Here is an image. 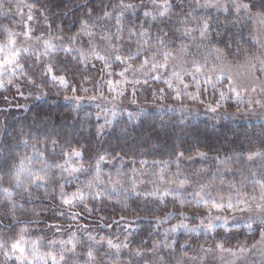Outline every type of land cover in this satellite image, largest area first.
I'll use <instances>...</instances> for the list:
<instances>
[{
  "label": "snow or ice",
  "instance_id": "obj_1",
  "mask_svg": "<svg viewBox=\"0 0 264 264\" xmlns=\"http://www.w3.org/2000/svg\"><path fill=\"white\" fill-rule=\"evenodd\" d=\"M6 2L11 5V0H0V16L18 15L22 30L0 25L3 37L0 39V91L14 88L17 95L35 103L46 101L51 90L56 89L57 96L65 93L64 100L74 102L79 108L85 97L77 93H87V84L91 83L98 95L87 99H101L112 104L110 110H104V124L96 128L97 137L114 124L118 111H124L116 101L127 98L130 88L134 97L131 103L138 104L135 97L147 89L150 81L162 86L150 89L151 101L146 100L138 112H127L129 123L139 121L149 103L160 113L165 110L179 112L183 117L192 112L190 101L202 105L206 113L224 118L230 115L226 110L231 107L230 102L236 103L237 112L245 103L248 105L246 112L253 104L262 103L251 97L245 101L248 90L236 84L225 71V64L229 56L241 54L242 45L234 40L231 28L251 21L264 29V0H188L186 10L180 8L175 13L172 0H151L152 7L143 12L148 21L141 19L138 24L134 19L128 20L125 14L131 12L135 17L142 3L100 0L96 4L80 0L82 10L67 30L56 19L70 13L67 4L61 10L55 0L33 3L15 0L14 5L5 8ZM198 9L222 10L232 18L221 21L212 14H198ZM34 21L42 26L38 35ZM222 26L228 33L223 47L220 45L225 33L219 30ZM253 40L257 51L244 50V55L253 71L259 65V72L264 73V42L256 37ZM233 43L235 52L231 51ZM59 52L70 59L60 60ZM29 53L34 58L25 60ZM93 61L102 65L97 79L80 67ZM77 76L79 83L75 82ZM105 85L110 99L104 94ZM25 88L28 89L27 97L24 96ZM251 90L254 92L255 88ZM166 99L179 101V104L165 103ZM4 100L10 103L7 96ZM17 106L28 108V104ZM96 115L98 119L101 117V113ZM33 128L37 131H32ZM120 131L127 132V129ZM4 137L0 143V215L11 216L19 224L26 222L20 220L18 213L40 217L42 211L48 210L46 207L27 208L20 202L25 197L29 201L40 199L34 195V190L39 189H44L43 198L53 201L55 215L63 217L67 212L73 224H79L80 212L76 209L80 205L89 214L95 210L89 206V197L101 201L111 199L114 193L121 211L134 213L131 218L121 215L118 222L114 221L124 225L121 229L126 233L123 240L103 235L97 239L94 232L86 229L78 235L71 230V225L67 239L34 237L27 226L0 234V256L4 264L12 260L15 264H81L77 247L85 240L89 243L83 264H102L97 253L114 257L108 264H122V250L129 252L126 264H133L132 258H136L135 264H216L217 260L221 264H242V261L264 264V133L255 139L237 140L224 153L217 149L210 155L192 146L182 151L173 150L168 159H153L152 168L145 158L139 159L137 166L134 152L129 155L107 148L94 152L90 159L94 158L95 163L86 166L82 149L70 142L65 148L58 126L50 123L49 112L39 107L27 130L22 126L19 134L11 135L5 130ZM142 139L150 141L151 137ZM149 147L155 145L149 144ZM126 161L132 166L127 167ZM173 164L175 171L171 170ZM185 164L187 168L183 167ZM107 166L110 167L105 171ZM85 173L90 178L81 182L80 175ZM74 181L75 190L66 191V184ZM132 197L143 198L145 203L134 208L129 202ZM57 198L58 204L54 202ZM160 211L162 215L157 214ZM142 212L147 213L144 219L153 222V230L164 224L169 226L163 228V239L153 240L150 246L141 241L133 248L129 229L142 218ZM103 219L100 217L101 221ZM241 224L252 233L251 243L239 240L238 234L230 231ZM48 228H54L55 234L64 231L59 224H50ZM179 230L211 236L205 243L191 246L187 239L182 243L178 241L176 233ZM234 239L236 243L233 244ZM105 245L107 251L101 252ZM45 248L47 250H43ZM255 256L259 261L248 259Z\"/></svg>",
  "mask_w": 264,
  "mask_h": 264
},
{
  "label": "trees",
  "instance_id": "obj_2",
  "mask_svg": "<svg viewBox=\"0 0 264 264\" xmlns=\"http://www.w3.org/2000/svg\"><path fill=\"white\" fill-rule=\"evenodd\" d=\"M28 3H33L35 0H26ZM59 3V8L63 10L65 4L71 9L70 13L67 16L56 17L58 23L67 27L71 23H75V17L82 10V3L80 0H55ZM100 0H90V3L99 4ZM105 3L108 0H104ZM137 4H143L142 7H138L135 12V17L132 13H126V18L128 20H135L138 24L141 19L148 21L149 18L143 17V12L146 8L150 9L148 5L149 0H133ZM188 0H172V3L175 5L173 12H177L180 8H185ZM15 4V0H11V5ZM9 3H5V8L11 6ZM39 7V5H38ZM56 11V8L52 9ZM25 14H27V9H24ZM197 13L200 15L212 14L223 21L226 17L231 19L228 13H214L211 10L198 9ZM39 16V13H36ZM26 16V15H25ZM166 19V18H165ZM20 17L18 15H13L11 17L0 16V25L12 27L15 31H21V25L18 23ZM36 25H40L39 21H34ZM247 23L236 25L230 29L231 34H234V40H239L241 47V54L239 56H230L234 59H239L244 56V50H247L251 41L246 32ZM41 26V25H40ZM245 26V27H243ZM115 29H113L114 31ZM224 33L225 28L222 26L219 29ZM37 32V29H36ZM153 32H155V27H153ZM126 35V33H125ZM228 33L225 32V35L221 38V47H223V41L227 40ZM0 39H3L0 36ZM85 41L87 38H84ZM135 45H133V50ZM236 45L233 43L231 49L232 52H235ZM60 60L70 59L65 53H57ZM31 53L26 54L24 59H32ZM23 62V61H22ZM95 64V67H93ZM102 65L98 62L93 61L88 66H80L82 71L89 73L93 79L99 78V70ZM79 76L75 77V82L79 83ZM150 85L147 86V89L141 90L136 99L138 101L147 100L151 101V91L150 89L154 87H159L160 83L149 82ZM162 86V85H161ZM88 88L94 90L91 83L87 84ZM47 90V89H46ZM83 92L77 93L80 95ZM131 89H128L127 98H122L124 101H128L131 97ZM65 93L61 92L59 96L56 94V89H52L49 97L46 101H40L35 103H29L24 97H21L16 94V90L10 87V90L0 91V143H3L5 137L4 132L11 134H19L21 127L23 126L25 130L28 129V125L31 124V117L33 116L37 107L41 111H48L50 114V123H55L58 126V131L60 133L61 143L65 148L68 147V143L72 146L80 147L85 153L83 162L87 166L88 164H94L95 160L93 153L96 151H102L103 149H114L115 151L127 152L129 155H132L133 152L136 155L137 166L139 165V159L145 158L149 161V167L153 159H168L170 153L173 150L182 151L192 146L193 148L199 147L203 151L209 152L211 155L215 150L219 149L222 153L227 152L232 148L237 140H243L245 137L258 138L262 133L259 129L260 125L256 123H244L236 122L224 118H206V117H188L181 116L179 112L164 111L160 113L159 111H146L144 115L140 118L139 121L133 120L129 123V118L127 112H119L117 114L116 120L112 126L106 127L105 131L101 136H96V128L99 125L104 124L103 113L104 110L99 109L97 106L92 103H81L79 108L76 107L75 103L64 100ZM7 96L10 103L4 100V97ZM24 96H28V89H24ZM132 96V95H131ZM28 104V108L18 107L17 105ZM31 109V110H30ZM75 109V111H74ZM139 110L132 109L129 112L136 113ZM97 113H101V117L97 118ZM183 120V123L180 121ZM161 121L164 123L161 124ZM127 129V132H121V129ZM259 129V130H258ZM32 131H37L33 128ZM151 137L150 141H145L142 137ZM149 144H154L155 147H149ZM142 149L144 150L142 152ZM24 151V149H20ZM49 151L51 149L49 148ZM59 152V149L56 150ZM144 152L147 155H144ZM190 154V153H186ZM126 166L131 167L130 162L126 161ZM196 166L199 167V160L196 162ZM110 166L105 168V171L108 170ZM183 167L187 168L188 165L185 164ZM171 170L175 171V165H171ZM58 171V170H54ZM90 178L88 174H81L80 181H86ZM66 191L71 192L75 190L76 182L74 181L71 184H66ZM151 187V186H148ZM51 191V186L49 187ZM44 189L34 190V195L39 196L40 199H32L29 201L27 197L24 200L20 201L25 204L27 208H44L46 207L47 211H42L40 217L33 218L30 214L18 215L20 220L25 221V224H19L12 220L11 216L4 217L0 215V234L10 233L17 230L21 226H27L32 231L31 234L35 236H43L45 240L52 238H64L67 239L68 235V226L71 225L72 231H77L78 235H82L83 231L94 232L97 239L101 235L105 237L115 238L117 235L125 234L121 229L124 227L123 224L117 223L121 215H128L131 218L134 213L132 212H123L121 211V205L117 203L115 194H112V198H104L101 201H93L91 197L88 198V203L90 207H93L95 210L89 214L83 210V205H80L76 211L80 212L78 217L79 224H73L68 213L66 212L65 216L61 217L55 215L53 210V201L50 199L43 198ZM171 200V197L168 198ZM55 203H59L57 198ZM130 204L132 207L136 208L139 205L145 203L143 198L132 197L130 199ZM56 211H59L57 209ZM157 214L162 215V211ZM147 213H141L142 218L135 221V229L130 231L140 237V241L143 239H153L155 236L149 232L153 230V222L148 219H144L143 216ZM100 217H103V221L100 220ZM117 221V222H114ZM175 221V220H173ZM172 221V222H173ZM50 224H59L63 226L64 231L60 234H55V229L51 230L48 228ZM133 225V226H134ZM55 234V236H54ZM88 241H83L82 244L78 245L77 253L78 259L81 263L86 259L84 253L87 250ZM148 245L147 243H144ZM46 249V248H45ZM107 246H102L100 251L105 252ZM98 260L102 264H108L106 258L103 260L102 255L97 253ZM0 264H4L3 256H0ZM8 264H15V261L12 260Z\"/></svg>",
  "mask_w": 264,
  "mask_h": 264
},
{
  "label": "rangeland",
  "instance_id": "obj_3",
  "mask_svg": "<svg viewBox=\"0 0 264 264\" xmlns=\"http://www.w3.org/2000/svg\"><path fill=\"white\" fill-rule=\"evenodd\" d=\"M150 7H152L151 3L148 4ZM206 10H211L213 11L215 14L216 13H222V10H216V9H206ZM26 15V14H25ZM33 26L37 29L36 34H39V31L41 30L40 25H36L35 22H32ZM245 27V26H243ZM246 32L247 35L249 37V40L251 41L249 47H248V52L249 53H254L257 51V46L255 45V41L253 40V37H256L257 39H259L261 42H264V29H261L260 26L258 24H254L253 22L249 21L247 27H246ZM225 33V31H224ZM28 43H34L33 41H29ZM254 62V61H253ZM225 71L227 73H230L231 76L233 77L234 81L236 82L237 85L240 86V88L243 89H247V94H245V101L248 100L249 97L255 99V100H260L262 101L261 104H253L251 106V110L250 111H245L248 108L247 103L240 105V111L237 112V105L236 103L230 102L231 103V107H228L226 110L230 113L228 118H224L223 116H214L213 114L210 113H206L205 109L202 105L197 106L195 104H192V102H188L191 105L192 108V112L191 114L185 113L184 116H188V117H206V118H212V119H217V118H224V119H229L232 121H236V122H244V123H256L258 125H260L259 129L262 130L261 133H264V73H260L259 72V65H257V70L253 71L250 67H249V61L246 60L245 55L242 56L239 59H234L232 57H228L227 62L225 64ZM158 83V82H156ZM226 83V82H225ZM150 85V84H149ZM161 86V85H160ZM159 86V87H160ZM255 88V91L253 92L251 89ZM104 94L105 96H108L109 99L111 97V94L109 93L107 86H104ZM81 96H84L85 99L81 102V103H92L93 105L97 106L99 105V109L105 110V109H111L112 104L109 101L106 100H101V99H97L95 101L92 100H88L87 97L88 96H92V95H98L97 92L95 91V89H91L88 88V92L87 93H81ZM209 95H211V90H209ZM131 98L128 99V101H124L123 99L121 100H117L116 103L120 105V108L123 109V112H129L132 109H137L139 110L140 107L142 105L145 104V100L139 101L138 104H132L131 100L134 98L131 96V94L129 95ZM150 102V101H149ZM74 103V102H73ZM157 103H161L160 101H157ZM165 103H175V104H179V101H172L171 99H166ZM148 110L147 111H158L156 109H154L152 107V104L149 103L147 105ZM167 111V110H165ZM223 111V110H222ZM120 111H118L119 113ZM258 129V130H259ZM237 217L239 219V214H237ZM191 223H196L198 221H190ZM173 223H175V221H173ZM136 225H134L133 227H131L129 229V232L134 230L136 227ZM168 224H164L160 227H156L154 230H152V234H154V238L147 240V239H143L142 241L144 243L148 242L147 246H150L153 240H157V239H163V228L164 227H168ZM231 232L238 234V239L241 241L247 240L249 243L252 242V233L246 229L243 228V225L241 224L239 227H233L230 229ZM126 234V233H125ZM125 234H120L117 235L115 239H119V240H123L124 235ZM211 236V234H209L208 236H205L203 234V232L200 233H185L183 230H179L176 233V238L178 239V241L180 243H182L184 240H189L190 245L191 246H195L199 243H205L206 240L209 239V237ZM130 240L132 241V247L135 248L137 246H139L141 244L140 241V237L137 236L134 233H130L129 236ZM232 243H236V240L234 239L232 241ZM43 250H47V249H43ZM107 251V249H106ZM196 253H190V255H195ZM121 256L123 258L122 260V264H126V261L130 258L129 257V252L128 250H122ZM103 260L106 258V262H108L110 259L114 258V257H106V256H102ZM135 259L136 258H132L133 264H135ZM249 260L251 259H255L257 261H259V257L255 256V257H249ZM83 264V263H81ZM216 264H221L220 261H216ZM242 264H244V262L242 261Z\"/></svg>",
  "mask_w": 264,
  "mask_h": 264
},
{
  "label": "clouds",
  "instance_id": "obj_4",
  "mask_svg": "<svg viewBox=\"0 0 264 264\" xmlns=\"http://www.w3.org/2000/svg\"><path fill=\"white\" fill-rule=\"evenodd\" d=\"M142 2H143V0H142ZM149 2H151V0H149Z\"/></svg>",
  "mask_w": 264,
  "mask_h": 264
}]
</instances>
